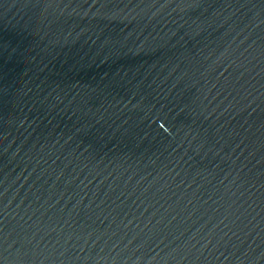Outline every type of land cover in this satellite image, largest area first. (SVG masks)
Segmentation results:
<instances>
[{"label": "water", "instance_id": "water-1", "mask_svg": "<svg viewBox=\"0 0 264 264\" xmlns=\"http://www.w3.org/2000/svg\"><path fill=\"white\" fill-rule=\"evenodd\" d=\"M0 264H264V0H0Z\"/></svg>", "mask_w": 264, "mask_h": 264}]
</instances>
